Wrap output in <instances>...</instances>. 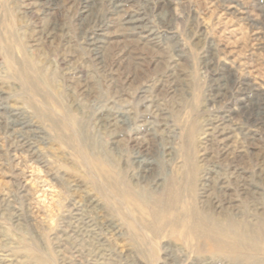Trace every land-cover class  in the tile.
<instances>
[{"label": "rangeland", "instance_id": "rangeland-1", "mask_svg": "<svg viewBox=\"0 0 264 264\" xmlns=\"http://www.w3.org/2000/svg\"><path fill=\"white\" fill-rule=\"evenodd\" d=\"M263 226L264 0H0V264H250L215 236Z\"/></svg>", "mask_w": 264, "mask_h": 264}, {"label": "bare ground", "instance_id": "bare-ground-1", "mask_svg": "<svg viewBox=\"0 0 264 264\" xmlns=\"http://www.w3.org/2000/svg\"><path fill=\"white\" fill-rule=\"evenodd\" d=\"M116 11H118V10H116ZM104 12V11H103ZM123 16V15H122ZM133 18V17H132ZM125 22V21H124ZM132 26V25H131ZM164 26V25H163ZM101 42V41H100ZM90 43V42H89ZM91 50V49H90ZM28 81V80H27ZM33 86V85H32ZM16 118V117H15ZM242 119V118H241ZM20 124V123H19ZM20 129V128H19ZM143 158V157H142ZM263 222V221H262ZM263 228H264V226H263ZM211 229H208L207 231H206V234H207V237L209 236L210 237V235H211V231H210ZM264 230V229H263ZM216 231H218V230H216ZM213 232V231H212ZM216 232H214V234H215ZM225 234V233H224ZM245 233L243 232V234L241 233V234H238L237 232H234L233 234H231L232 236H230V237H232L231 239H232V241H229L228 239H227V236H223V235H221V234H218V236L216 235H214L215 236V239H217L215 242L216 243H218V244H221V245H225V247H229L230 248V251L233 253V254H239V253H243L244 251H243V248H244V245H245V243H251L252 244V246H253V248L255 249V250H259V251H262L263 249H264V246H263V248L260 250V245L258 246V244H257V242L255 241L256 239H255V237L256 236H250V235H244ZM213 235V234H212ZM252 235V234H251ZM208 237V238H209ZM217 237V238H216ZM229 237V236H228ZM229 237V238H230ZM262 237L264 238V232L262 233ZM211 239V238H210ZM259 239V238H258ZM213 241V240H212ZM252 248V249H253ZM264 251V250H263ZM252 254V253H251ZM252 259H254V258H252ZM250 262V261H249ZM250 264H264V259H261L260 257H259V259H255V260H252L251 262H250Z\"/></svg>", "mask_w": 264, "mask_h": 264}]
</instances>
